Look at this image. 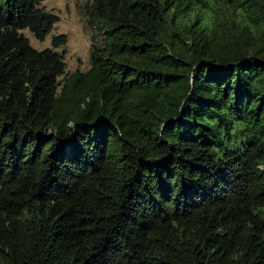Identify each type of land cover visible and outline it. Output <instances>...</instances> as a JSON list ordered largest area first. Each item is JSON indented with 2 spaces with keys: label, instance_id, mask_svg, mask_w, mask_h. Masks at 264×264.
I'll return each mask as SVG.
<instances>
[{
  "label": "trees",
  "instance_id": "trees-1",
  "mask_svg": "<svg viewBox=\"0 0 264 264\" xmlns=\"http://www.w3.org/2000/svg\"><path fill=\"white\" fill-rule=\"evenodd\" d=\"M44 1L0 0V264H264V0H91L73 74Z\"/></svg>",
  "mask_w": 264,
  "mask_h": 264
},
{
  "label": "rangeland",
  "instance_id": "rangeland-1",
  "mask_svg": "<svg viewBox=\"0 0 264 264\" xmlns=\"http://www.w3.org/2000/svg\"><path fill=\"white\" fill-rule=\"evenodd\" d=\"M194 9L190 14V20L197 16L207 17L212 20L210 8L218 5L215 0H193ZM207 5V6H206ZM40 8L60 18L44 42L36 39L29 31L23 32L32 45L38 51L52 49V41L55 37L66 36L67 45L56 50L66 62V74L77 71L88 72L92 66V55L98 48L104 46L103 33L97 29V22L93 15L91 0H45ZM213 16V15H212ZM188 21V18L182 19ZM64 77L60 78L63 82Z\"/></svg>",
  "mask_w": 264,
  "mask_h": 264
}]
</instances>
